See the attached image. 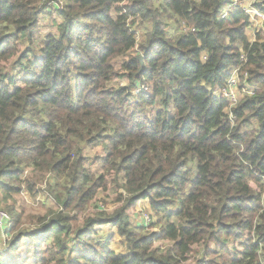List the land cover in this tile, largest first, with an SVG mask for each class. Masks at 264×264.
Returning <instances> with one entry per match:
<instances>
[{
  "label": "clouds",
  "instance_id": "obj_1",
  "mask_svg": "<svg viewBox=\"0 0 264 264\" xmlns=\"http://www.w3.org/2000/svg\"><path fill=\"white\" fill-rule=\"evenodd\" d=\"M0 264H264V0H0Z\"/></svg>",
  "mask_w": 264,
  "mask_h": 264
}]
</instances>
